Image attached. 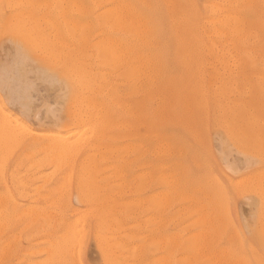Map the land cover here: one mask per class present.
Wrapping results in <instances>:
<instances>
[{
    "label": "rangeland",
    "instance_id": "obj_1",
    "mask_svg": "<svg viewBox=\"0 0 264 264\" xmlns=\"http://www.w3.org/2000/svg\"><path fill=\"white\" fill-rule=\"evenodd\" d=\"M73 1L0 0V119L19 135L0 147V264H264V1L172 0L192 34L161 47L163 82L145 84L142 107L107 50L123 36L109 1ZM228 10L236 42L212 35ZM51 133L81 147L57 161L36 144Z\"/></svg>",
    "mask_w": 264,
    "mask_h": 264
},
{
    "label": "bare ground",
    "instance_id": "obj_2",
    "mask_svg": "<svg viewBox=\"0 0 264 264\" xmlns=\"http://www.w3.org/2000/svg\"><path fill=\"white\" fill-rule=\"evenodd\" d=\"M9 1H11V0H9ZM75 1V0H74ZM73 1V2H74ZM100 1V0H99ZM103 1V0H102ZM107 1V0H106ZM109 1V9H108V11L110 12V14H112L111 16H112V19L114 20V22H115V24L117 25V27L120 29V30H122L123 31V36H117V37H115V39H114V44H115V46L113 45V42L111 43L112 44V46H114L113 48H112V46H111V48H108L107 50H111V49H113V50H111L112 52H111V54L113 55V58H114V60H115V58H117L116 60H118L119 61V59L118 58H120V57H123L122 59H124V66H125V69H124V76H125V78H126V80H127V82H128V91H126L127 93H126V95H127V100H128V104L129 105H138L137 107H142V106H144L145 105V102H144V97L146 96V93H148L145 89H144V87H145V84H147V83H152V84H155L156 86H161L162 85V82H163V80H162V78H163V75H164V73H165V71H164V66H163V57H164V54H163V50L161 49V47L162 46H164V45H167V46H171V45H177V46H180L181 44L183 45V43H184V41L186 40V37L184 36L185 34L184 33H191V31L190 30H188V28L184 25V23H183V20L181 19V18H179V17H177V9H176V5L174 4V2L172 1V0H166V6H167V10H168V16H169V23H167L166 22V20H165V18H164V16H163V8H161V5L158 3V1L157 0H108ZM264 1V0H263ZM98 2V1H97ZM101 2V1H100ZM99 2V3H100ZM190 2V1H189ZM188 2V3H189ZM236 2H237V0H236ZM12 3V2H11ZM17 3V2H16ZM206 3V2H205ZM209 3V2H208ZM234 3H235V1H234ZM241 3H242V0H241ZM78 4V3H77ZM101 4V6H102V2L100 3ZM99 4V5H100ZM238 4V3H237ZM245 4H247V3H245ZM208 5V4H207ZM213 5H215L214 4V2L212 3V6ZM218 4H216L215 6H217ZM239 5V4H238ZM262 5V4H261ZM183 6V5H182ZM204 6H205V4H204ZM219 6V5H218ZM224 6V5H223ZM227 6V5H226ZM105 7H107L106 5H105ZM255 7H261L260 5L258 6H255ZM166 8V7H165ZM188 8V7H187ZM210 8V7H209ZM208 8V9H209ZM213 8H214V11H216V9H217V7L215 8V7H211V10L213 11ZM263 8V7H262ZM262 8H260V9H262ZM218 9H219V7H218ZM225 9V8H224ZM253 9V8H252ZM259 9V8H258ZM264 9V8H263ZM103 10H104V8H103ZM218 11V10H217ZM220 11V10H219ZM222 11V10H221ZM104 12V11H103ZM107 13V12H106ZM223 13V12H222ZM257 13V12H256ZM109 14V13H108ZM242 14H243V10H242ZM260 14V13H259ZM262 14H263V11H262ZM217 15H218V13H217ZM21 16V15H20ZM25 16V15H24ZM210 16V15H209ZM214 16V15H213ZM183 17V16H182ZM216 17V16H215ZM220 17V16H219ZM218 17V18H219ZM224 17V18H223ZM222 18H223V22H224V25H228L229 26V28H227V27H225V26H223L222 25V27H220V28H217L218 30H214V31H212L213 32V34L212 35H215L216 37H219V35H221V34H223V35H225L226 36V39L228 40L229 39V37H230V39L229 40H231V42H236V41H239L240 40V38H241V35L243 34L242 32L244 31V29L242 28V26H241V29L239 28V25H241L240 23L242 22V20L237 16V14H235L234 12H232V11H227V13L225 14V16H223ZM245 17V16H244ZM96 18V17H95ZM206 18V17H205ZM89 20V19H88ZM96 20V19H95ZM110 20V19H109ZM108 20V21H109ZM211 20V19H210ZM214 20V18L212 19V21ZM106 21V20H105ZM108 21H107V24H108ZM221 21V20H220ZM254 21V20H253ZM34 22V21H33ZM87 22H89V21H87ZM97 22H99L98 20H97ZM226 22V23H225ZM73 24H74V22H72ZM80 23V22H79ZM86 23V22H85ZM106 23V22H105ZM201 23V22H200ZM199 23V24H200ZM231 23H233V24H231ZM111 24V23H110ZM109 24V25H110ZM214 24V23H213ZM251 24V23H250ZM23 25V24H22ZM113 25V24H112ZM205 25V24H204ZM211 25V24H210ZM231 25V26H230ZM242 25H244L245 26V24H242ZM247 25V24H246ZM257 25H259V27H260V29L264 32V23H257ZM8 26V25H7ZM19 26V25H18ZM74 26H75V24H74ZM97 26V25H96ZM107 25H105V27H106ZM197 26V25H196ZM214 26H216V25H214ZM23 27V29L24 30H26L25 31V33H26V35L27 36H29V35H33L32 33H31V31H30V29H26V27L25 26H22ZM101 27V26H100ZM100 27H98V28H100ZM116 26H114L113 25V27H112V29L113 28H115ZM207 27V26H206ZM253 27V26H252ZM97 28V27H96ZM246 28V27H245ZM251 28V27H250ZM199 29V28H198ZM216 29V28H215ZM243 29V30H242ZM100 30V29H99ZM113 30H116V29H113ZM112 30V31H113ZM249 30V29H248ZM252 30V29H251ZM254 30V29H253ZM252 30V31H253ZM29 31H30V33L31 34H28L29 33ZM109 31H110V29H109ZM117 31V30H116ZM115 31V32H116ZM119 31V30H118ZM117 31V32H118ZM200 32H202V31H200ZM251 32V31H250ZM15 33V32H14ZM99 33V32H98ZM120 33H121V31H120ZM120 33H119V35H120ZM205 34H206V32H204ZM209 33H211V32H209ZM242 33V34H241ZM71 34V33H70ZM118 34V33H117ZM122 34V33H121ZM192 34V33H191ZM197 34H199V35H201L200 33H197ZM256 33H254V35H255ZM210 35V34H209ZM196 36V35H195ZM208 36V35H207ZM24 37H26V36H24ZM53 37V36H52ZM206 37V36H205ZM204 37V38H205ZM209 37V36H208ZM211 37V36H210ZM260 37V36H259ZM31 38H33V37H31ZM30 39V38H29ZM108 39V38H107ZM194 39V38H193ZM209 39V38H208ZM212 39V38H211ZM224 39V38H223ZM246 39V38H245ZM112 40H113V38H112ZM111 39H110V41H112ZM204 40V39H203ZM210 40V39H209ZM199 41V40H198ZM208 41V40H207ZM259 41V40H258ZM93 42V41H92ZM97 42V41H96ZM103 42V41H102ZM108 42H109V40L107 41V44H108ZM186 42H187V40H186ZM211 42H213V40L211 41ZM225 42H227V43H229V41H225ZM224 42V43H225ZM230 42V43H231ZM243 42V41H242ZM257 42V41H256ZM38 43V42H37ZM99 43H101V42H99ZM204 43V42H203ZM208 43V42H207ZM214 43V42H213ZM258 43V42H257ZM94 44H95V42H94ZM98 44V43H97ZM103 44H105L104 42H103ZM105 45L106 47H108V45ZM110 44V43H109ZM205 44L206 43H204V46H205ZM215 44H216V42H215ZM41 45V44H40ZM207 45V44H206ZM231 45H232V43H231ZM98 46H102V44L101 45H98ZM216 46V45H215ZM219 46V45H218ZM249 46V45H248ZM258 46V45H257ZM259 46H262V45H259ZM194 47V46H193ZM217 47V46H216ZM254 47V46H253ZM98 48V47H97ZM115 48H116V51H117V54L116 53H114L115 51ZM221 48V47H220ZM225 48V47H224ZM231 48V47H230ZM256 48V47H255ZM264 48V47H263ZM205 49H207L206 47H205ZM216 49V48H215ZM251 49H252V47H251ZM104 50V49H103ZM105 50H106V48H105ZM104 50V51H105ZM107 50L105 51V52H107ZM186 50V49H185ZM188 50V49H187ZM191 50V49H190ZM212 50H214L213 48H212ZM217 50V49H216ZM225 50V49H224ZM227 50V49H226ZM220 51V50H219ZM231 51V50H230ZM236 51V50H235ZM249 51V50H248ZM253 51V50H252ZM110 52V51H109ZM193 52V51H192ZM205 52V51H204ZM227 52H229V50H227ZM257 52V51H256ZM206 53H207V51H206ZM210 53V52H209ZM218 53V52H217ZM237 53V52H236ZM251 53V52H250ZM261 53V52H260ZM191 54V53H190ZM189 53H188V55H190ZM216 54V53H215ZM225 55H226V53H224ZM233 54V53H232ZM235 54V53H234ZM256 54V53H255ZM44 55V54H43ZM115 55H117L116 57H114ZM228 55H229V53H228ZM231 55V54H230ZM240 55V54H239ZM257 55V54H256ZM255 55V56H256ZM215 56H217V58H218V55H215ZM242 56V55H241ZM240 56V57H241ZM251 56V55H250ZM249 56V57H250ZM46 57V56H45ZM62 57V56H61ZM182 57V56H181ZM187 57H189L190 58V56H187ZM205 56L203 55V58H204ZM222 57V56H221ZM220 57V58H221ZM226 57H228V56H226ZM216 58V57H215ZM214 58V59H215ZM219 58V59H220ZM232 58H234V57H232ZM236 58V57H235ZM235 58H234V61H236L235 60ZM251 58V57H250ZM255 58H257V57H255ZM55 59V58H54ZM121 59V58H120ZM205 59V58H204ZM262 59V58H261ZM194 60V59H193ZM221 60V59H220ZM227 60V59H226ZM46 61V60H45ZM247 61V60H246ZM114 62V61H113ZM122 62V61H121ZM229 62V61H228ZM232 62V61H231ZM245 62V61H244ZM243 62V63H244ZM112 63V62H111ZM246 63V62H245ZM260 63V62H259ZM56 64V63H55ZM190 64V63H189ZM195 64V63H194ZM213 64V63H212ZM229 64H230V62H229ZM252 64V63H251ZM258 64V63H257ZM48 65V64H47ZM123 64H121V66H122ZM191 65V64H190ZM234 65V64H233ZM243 65V64H242ZM249 65V64H248ZM258 65H260V64H258ZM257 65V67H260V66H258ZM225 66H226V64H225ZM238 66V65H237ZM264 66V65H263ZM263 66H261V67H263ZM189 67V66H188ZM205 67V66H204ZM235 67V66H234ZM240 67V66H239ZM250 67L251 66H248V70L247 71H249L250 70ZM254 67H255V65H254ZM215 68V67H214ZM221 68V67H220ZM256 68V67H255ZM15 69V68H14ZM86 69V68H85ZM198 69V68H197ZM236 69V68H235ZM234 69V70H235ZM239 69V68H238ZM241 69V68H240ZM254 68H253V66H252V69H251V71L253 70ZM257 69V68H256ZM62 70V69H61ZM81 70V69H80ZM203 70V69H202ZM224 70V69H223ZM21 71V70H20ZM238 71V70H237ZM251 71H250V73H251ZM253 71H255V70H253ZM252 71V72H253ZM259 71V70H258ZM122 72V71H121ZM220 72H221V70H220ZM257 72V71H256ZM224 73V72H223ZM64 75V74H63ZM70 75V74H69ZM75 75V74H74ZM80 75H82V74H80ZM252 75V74H251ZM253 75H258V73L257 74H253ZM261 75V74H260ZM259 75V76H260ZM264 75V74H263ZM262 75V76H263ZM74 77V76H73ZM83 77H85V76H79V79H80V81L83 79ZM87 77V76H86ZM85 77V78H86ZM85 78H84V80H82V81H86L85 80ZM104 78V77H103ZM19 79V78H18ZM261 79V78H260ZM71 80V79H70ZM72 81V80H71ZM20 82V81H19ZM75 82V81H74ZM116 82V81H115ZM139 82H142V86L140 85V87L138 88L137 86H138V83ZM261 82V81H260ZM75 83H77L78 84V82H75ZM236 84V83H235ZM72 85V84H71ZM154 85V86H155ZM233 85V84H232ZM75 86H76V84H75ZM228 86V85H227ZM77 87V86H76ZM83 87H85L86 88V86H82V88ZM171 87V86H170ZM85 88H83V89H81V90H84ZM93 88V87H92ZM79 91V90H78ZM82 92V91H81ZM85 93V92H84ZM138 93L140 94L139 96H138ZM81 95V94H80ZM83 95V94H82ZM71 96V95H70ZM85 96V95H84ZM82 97V96H81ZM76 98V97H75ZM71 99V98H70ZM83 100V99H82ZM85 100V99H84ZM211 100H212V98H211ZM159 101H161V100H159ZM69 102H70V100H69ZM191 102V101H190ZM79 103V102H78ZM220 103V102H219ZM233 103V102H232ZM237 103V102H236ZM80 104H83V103H80ZM88 104H89V101H88ZM92 104H93V102H92ZM241 104V103H240ZM79 105V104H78ZM86 105H87V103H86ZM232 105V104H231ZM246 105V104H245ZM96 106V105H95ZM128 106V105H127ZM127 106H125V108H127ZM244 106V105H243ZM82 107V106H81ZM74 108H76V107H74ZM79 108V107H78ZM87 108V107H86ZM71 109V108H70ZM123 109V108H122ZM80 110V109H79ZM93 110V109H92ZM126 111V110H125ZM0 112H1V114H3V109L0 107ZM127 112V111H126ZM0 114V118L3 116V115H1ZM7 115V114H6ZM136 115H139V114H136ZM89 116V115H88ZM132 116V115H131ZM4 117V116H3ZM8 117V116H7ZM75 117V116H74ZM79 117H82V115L81 116H78V118ZM96 117H97V115H96ZM95 117V118H96ZM11 118V117H10ZM12 119V118H11ZM1 120H3L4 122L6 121V123L5 124H7V125H4V122L3 121H1ZM9 120V119H8ZM82 120V118L80 119V121ZM96 120V119H95ZM14 121V120H13ZM88 121V120H87ZM150 121V120H149ZM151 121H152V123H154L153 121L154 120H152L151 119ZM2 122V123H1ZM10 122V121H9ZM89 122V121H88ZM124 122H126V121H123V123ZM131 122V121H130ZM17 123V122H16ZM71 123V122H70ZM78 123H79V121H78ZM77 123V124H78ZM263 123V122H262ZM1 124H3V125H1ZM14 124H15V122H14ZM100 124V123H99ZM103 124V123H102ZM126 124V123H125ZM0 133H1V130L5 133V134H3V133H1L0 134V136H4V139L6 138L7 139V142H10V140L12 139V138H14L15 136L16 137H18L19 138V135L17 136V132L15 133V130H14V128H15V126H14V128H13V124H11L12 126H11V128H10V125L8 124V121L5 119H0ZM18 125V124H17ZM128 125V124H127ZM136 125V124H135ZM147 125V124H146ZM152 125V124H151ZM23 126V125H22ZM85 126H87V125H84V127ZM89 127H85V128H90L91 126L90 125H88ZM93 126V125H92ZM117 126V125H116ZM142 126V125H141ZM165 126V125H164ZM6 127H8L7 128V131H5L6 129H4V128H6ZM84 127H82L83 129H84ZM129 127V126H128ZM145 127V126H144ZM1 128H3V129H1ZM17 128H18V126H17ZM25 128V127H24ZM148 128V127H147ZM11 129V130H10ZM77 129V128H76ZM76 129H75V131H76ZM91 129H92V127H91ZM129 129V128H128ZM153 129V128H152ZM14 130V131H13ZM28 130V129H27ZM82 130V129H81ZM151 130V129H150ZM10 131L12 132H14L13 134H15V136L14 137H10L11 139H9V133H10ZM30 131V130H29ZM73 131V130H72ZM78 131V130H77ZM88 131H91L90 129L88 130ZM144 131V130H143ZM31 132V131H30ZM137 132H138V130H137ZM150 132H153V131H150ZM7 133V134H6ZM50 133V132H49ZM48 133V134H49ZM81 133V132H80ZM85 133V132H84ZM93 133V132H92ZM91 133V134H92ZM11 134V136H13V134L12 133H10ZM29 134V133H28ZM52 134L53 133H51L50 135L52 136ZM59 134V133H58ZM68 133H66V135H67ZM74 134V133H73ZM86 134V133H85ZM145 134V133H144ZM158 134V133H157ZM54 135H56V134H54ZM63 135V134H62ZM61 135V136H62ZM65 135V136H66ZM76 135H78L79 136V134H76ZM154 135V134H153ZM156 135V134H155ZM60 135H56V137H59ZM65 136H62V137H64V138H68V137H65ZM68 136H69V134H68ZM84 136H86V135H84ZM83 136V137H84ZM88 134H87V138H88ZM95 136H96V134H95ZM159 136V135H158ZM157 136V137H158ZM8 137V138H7ZM46 137V136H45ZM50 137V136H49ZM55 137V136H54ZM54 137L52 136V137H50V139H48V140H46V141H42V142H39V141H41V140H37V142H36V144L37 145H39L44 151H46L47 153H49V154H55L54 156L55 157H57V159H58V157L59 158H63L64 157V154H66L65 156H67L68 155V157L69 156H72L73 154V152H76L77 151V149H78V145H77V143H74V141H75V139L74 138H72V139H74V141H73V143H72V141L70 142L69 140L67 141V139H64V138H56V139H54ZM73 137V136H72ZM93 137V136H92ZM131 137V136H130ZM156 137V136H155ZM53 138V139H52ZM81 138L82 137H80V140H81ZM86 138V137H85ZM147 138V137H146ZM0 139H2V141H1V143H0V147H1V145H2V148L1 149H3V148H5L6 149V151H7V148L6 147H8L7 145H6V139L4 140L3 138H1L0 137ZM17 139V138H16ZM16 139H12L13 141H15L16 142ZM33 139V138H32ZM153 139H155V138H153ZM5 141V142H4ZM12 141V142H13ZM66 141V142H65ZM82 141V140H81ZM81 141H79V142H81ZM68 142H69V144H68ZM129 142V141H128ZM131 142V141H130ZM3 143V144H2ZM11 143V142H10ZM18 143V142H17ZM83 143V142H82ZM89 144V146H90V142H88ZM8 144V143H7ZM69 146H68V145ZM72 144V145H71ZM81 144V143H80ZM85 144H86V142H85ZM85 144H83V145H85ZM94 144V143H93ZM129 144V146H128V148L129 149H131V146H133V145H131L130 143H128ZM6 145V147H4V146ZM14 145H15V143H14ZM17 145V144H16ZM73 145H74V148H75V146H76V149H74L73 148ZM131 145V146H130ZM138 145V144H137ZM255 145V144H254ZM12 146V144L11 145H9V147H11ZM80 146V145H79ZM123 146V145H122ZM127 146V145H126ZM140 146H141V143H140ZM9 147H8V150H9ZM13 147V146H12ZM36 147V146H35ZM72 147V148H71ZM81 147V146H80ZM79 147V148H80ZM157 147V146H156ZM165 147V146H164ZM166 147H167V145H166ZM5 149H4V151H5ZM72 149V150H71ZM139 149V148H138ZM145 149V148H144ZM10 150H12V149H10ZM69 150H71V152H68ZM141 150V149H140ZM4 151L2 152V154L4 153ZM5 151V152H6ZM112 151V150H111ZM125 151V150H124ZM251 151V150H250ZM29 152V151H28ZM101 152V151H100ZM126 152V151H125ZM135 152H136V150H135ZM142 152V151H141ZM145 152V151H144ZM1 153V152H0ZM8 153H10V152H8ZM31 153V152H30ZM60 153V154H59ZM61 153H62V155H61ZM124 153V152H123ZM122 153V154H123ZM157 153V152H156ZM2 154H0V155H2ZM71 154V155H70ZM138 154V153H137ZM170 154V153H169ZM255 154V153H254ZM4 155V154H3ZM2 155V156H3ZM29 155V154H28ZM157 155V154H156ZM1 156V157H2ZM7 156V155H6ZM45 156H46V154H45ZM5 157V156H4ZM3 157V158H4ZM42 157H43V154H42ZM74 157V156H73ZM260 157V156H259ZM151 158V157H150ZM149 158V159H150ZM56 159V160H57ZM69 159V158H68ZM73 159V158H72ZM0 160H1V158H0ZM37 160V159H36ZM63 160V159H62ZM61 160V161H62ZM2 161V160H1ZM52 161V160H51ZM57 161H60V159H58ZM60 161V162H61ZM32 163V162H31ZM54 163V162H53ZM1 164H4V163H1L0 162V165ZM37 164V163H36ZM55 166H57V165H55ZM0 169H1V166H0ZM2 169H3V167H2ZM1 171V170H0ZM114 174V173H113ZM162 174V173H161ZM164 175V174H163ZM2 176V172H0V178H2L1 177ZM162 176V175H161ZM164 179H166V177H164ZM170 179V178H169ZM16 180V179H15ZM155 180V179H154ZM261 180V179H260ZM66 181H68L67 179H66ZM2 182H3V180H2ZM15 184V183H14ZM134 187V186H133ZM2 188V187H1ZM258 188V187H257ZM63 191V190H62ZM138 191V190H137ZM252 192V191H251ZM262 192V191H261ZM245 193V192H244ZM166 195H167V193H166ZM242 195V194H241ZM262 196V195H261ZM160 197H162V196H160ZM163 198H165V196L163 197ZM167 198H168V196H167ZM3 199V198H2ZM1 199V200H2ZM187 199V198H186ZM260 199V198H259ZM0 200V201H1ZM4 200V199H3ZM161 200V199H160ZM139 201V200H138ZM165 201H166V198H165ZM2 203H4L3 201H2ZM1 205V204H0ZM110 205V204H109ZM199 205V204H198ZM201 205V204H200ZM213 205V204H212ZM3 206V205H2ZM166 206V205H165ZM195 207V206H194ZM2 208V207H1ZM3 208H4V206H3ZM42 208V207H41ZM264 208V207H263ZM194 209V208H193ZM4 210V209H3ZM34 211H35V209H34ZM38 211V210H37ZM36 211V212H37ZM263 211V210H262ZM27 212V211H26ZM91 212V211H90ZM41 213V212H40ZM104 213V212H103ZM3 214V213H2ZM14 214H15V212H14ZM105 214V213H104ZM259 214V213H258ZM264 214V213H263ZM262 214V215H263ZM11 215V214H10ZM27 215V214H26ZM42 215V214H41ZM188 215H190V214H188ZM15 216V215H14ZM38 216V215H37ZM112 216V215H111ZM20 217V216H19ZM33 217V216H32ZM43 217V216H42ZM114 217V216H113ZM117 217V216H116ZM199 218V217H198ZM5 219V218H4ZM8 219H9V217H8ZM31 219V218H30ZM78 218L76 217V220H77ZM116 219V218H115ZM2 220V219H1ZM33 220V219H32ZM208 220V219H207ZM211 220V219H210ZM8 221V220H7ZM6 221V222H7ZM3 222V221H2ZM1 222V223H2ZM40 222V221H39ZM74 222V221H73ZM77 222H78V220H77ZM76 222V223H77ZM211 222V221H210ZM185 224V223H184ZM195 224V223H194ZM53 225V224H52ZM113 225V224H112ZM212 226V225H211ZM1 227V226H0ZM79 227V226H78ZM1 228H3V227H1ZM72 229H74V226H73V228ZM77 230H78V228H77ZM170 230V229H169ZM175 230V229H174ZM204 230H205V227H204ZM207 231V230H206ZM260 231V230H259ZM71 232V231H70ZM80 232V231H79ZM197 232V231H196ZM75 233V232H74ZM82 233V232H81ZM165 233V232H164ZM202 233V232H201ZM263 233V232H262ZM66 234V233H65ZM64 234V235H65ZM72 234V233H71ZM174 234V233H173ZM204 234V233H203ZM68 235V234H67ZM75 235V234H74ZM74 235L72 234V236L74 237ZM107 235V234H106ZM261 235H263V234H261ZM71 236V238H73ZM174 236V235H173ZM179 236V235H178ZM177 237V236H176ZM185 237V236H184ZM262 237V236H261ZM67 240H68V236L67 237H65ZM189 238V237H188ZM212 238V237H211ZM224 238H225V236H224ZM69 239H70V237H69ZM174 239V238H173ZM60 240V239H59ZM73 240H75L74 238H73ZM76 240H77V238H76ZM80 240V239H79ZM104 240V239H103ZM172 240V239H171ZM176 240V239H175ZM174 240V241H175ZM193 240V239H192ZM210 240V239H209ZM61 241H63V240H61ZM69 241V240H68ZM170 241V240H169ZM37 242V241H36ZM60 242V241H59ZM70 242H71V240H70ZM65 242H63L62 244H64ZM72 243H74V242H72ZM71 243V244H72ZM76 243V242H75ZM164 243V242H163ZM61 243H59L58 244V242H57V246L58 245H60ZM61 244V246H58V248H59V252H60V248H62L63 247V245ZM165 244V243H164ZM175 244V243H174ZM251 244V243H250ZM52 245V244H51ZM209 245V244H208ZM263 245V244H262ZM54 246H55V248H54ZM168 246V245H167ZM174 246V245H173ZM64 247H65V245H64ZM187 247V246H186ZM53 248L54 249H56V245H53ZM52 248V249H53ZM67 248H69V247H67ZM52 249H50V250H52ZM63 249H65V248H63ZM63 249L61 250V251H63ZM196 249V248H195ZM198 249H199V247H198ZM207 249V248H206ZM44 250H46L45 248H44ZM57 250V249H56ZM73 250V249H72ZM189 250V249H188ZM196 251V250H195ZM207 251V250H206ZM49 252V251H48ZM50 252H52L53 253V251H50ZM213 252V251H212ZM218 252V251H217ZM223 252V251H222ZM227 252V251H226ZM51 253V254H52ZM54 253H56V255H59L55 250H54ZM61 253H63V252H61ZM60 253V254H61ZM110 253V252H109ZM209 253V252H208ZM69 254V253H68ZM104 254V253H103ZM198 254H201V252H199ZM205 254V253H204ZM220 254H221V252H220ZM55 255V256H56ZM170 255V254H169ZM54 256V257H55ZM135 256V255H134ZM200 256V255H199ZM59 257V256H58ZM57 257V259H56V257L54 258V260L56 261H58V258ZM133 257V256H132ZM49 258H51V261L53 260L52 258L53 257H49ZM62 257H60V259H61ZM180 258V257H179ZM222 258H223V255H222ZM233 258V257H232ZM47 259V258H46ZM59 259V260H60ZM162 260H163V258H161ZM209 259V258H208ZM211 259V258H210ZM224 259V258H223ZM186 260V259H185ZM215 261H216V259H214ZM220 260V259H219ZM222 260V259H221ZM225 260V259H224ZM62 261V260H61ZM118 261V260H117ZM169 261V260H168ZM184 261V260H183ZM182 261V262H183ZM210 261H213V260H210ZM238 261V260H237ZM41 262V261H40ZM39 262V263H40ZM59 262V261H58ZM77 262H79L78 260H77ZM221 262V261H220ZM39 263H37V264H39ZM49 263H50V261H49ZM52 263V262H51ZM118 263V262H117ZM121 263V262H120ZM119 263V264H120ZM160 263V262H159ZM167 263V262H166ZM214 263V262H213ZM215 263H217V262H215ZM240 263V262H239ZM41 264H43V262L41 263ZM79 264V263H78ZM128 264V263H127ZM162 264V263H161ZM165 264V263H164ZM235 264V263H234Z\"/></svg>",
    "mask_w": 264,
    "mask_h": 264
}]
</instances>
